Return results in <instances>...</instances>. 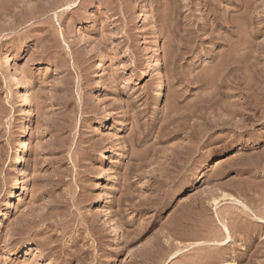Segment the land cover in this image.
<instances>
[{
  "label": "rangeland",
  "instance_id": "rangeland-1",
  "mask_svg": "<svg viewBox=\"0 0 264 264\" xmlns=\"http://www.w3.org/2000/svg\"><path fill=\"white\" fill-rule=\"evenodd\" d=\"M0 264H264V0H0Z\"/></svg>",
  "mask_w": 264,
  "mask_h": 264
},
{
  "label": "bare ground",
  "instance_id": "bare-ground-1",
  "mask_svg": "<svg viewBox=\"0 0 264 264\" xmlns=\"http://www.w3.org/2000/svg\"><path fill=\"white\" fill-rule=\"evenodd\" d=\"M160 50L161 49L159 47H157L156 50H155L156 51L155 55H157L158 57H160V55H159V51ZM101 60H102L101 64H99V67L101 69L100 71L105 73L107 71L105 57H103ZM13 62H14V56H9L4 61V68L8 72L14 71L15 78L17 79L16 81H18V83H17L18 84V88L21 90V92H22V94L24 96L23 98H27L28 99L29 98V94H28L29 92L27 90H25L24 88H22L21 85L25 84L24 86L29 89V84L27 82L23 81L20 78V73H19L20 70L18 71V68H15V70H14V68L12 66ZM155 66H156V64H155ZM162 68H163L162 61L160 60V61H158V64H157V69L159 70V75H160V83L158 85V89H157V93H156L157 94L156 98H157V100L159 102L161 101V98L163 96L162 95V90H163V87H164V84H165V80H164L163 73H162ZM153 76H154V70H153L152 66H149L145 77L146 78H150V77H153ZM27 104H28V114H27V118H26V125H25V129L22 131L23 142H22V144L20 146V149L18 151V156H17V159H16L17 160L16 164H18L19 170H20L19 171L20 178L16 181L15 186H14V189H18L19 188V190L21 191V189H20V188H22L21 184L24 183V181H26V184L25 185L23 184L24 185V193L23 194H27V192H29V188H28V184H27L29 176H28L27 171L24 168V162H25V158L27 157V154H28V152H29V150L31 148V145H32L31 144V139H30V126H31V123H32L33 119L35 118V111L33 109L32 102L28 101ZM107 118H108L107 119L108 123L105 125V130L109 131V130L113 129V127H112L113 126V120L111 119V116H108ZM123 130H124V128H123ZM117 138H118V136H116L115 139H117ZM115 144L116 145L120 144L119 138L117 140H115ZM105 159H106V154L103 153L102 154L101 163H103ZM108 180H109L108 173H106L105 171L102 172V175L100 176L99 183H98L97 187L98 188L105 187V185L108 183ZM117 190H119V186L117 187ZM22 198H23V196H22ZM22 198H20V199L23 200ZM116 246H117V248H119L121 246L120 239H118L116 241Z\"/></svg>",
  "mask_w": 264,
  "mask_h": 264
}]
</instances>
